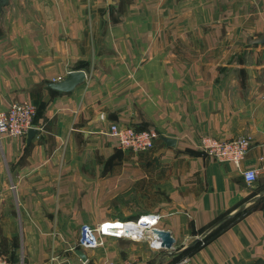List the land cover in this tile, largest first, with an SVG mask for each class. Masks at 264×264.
Listing matches in <instances>:
<instances>
[{
    "label": "crops",
    "instance_id": "1",
    "mask_svg": "<svg viewBox=\"0 0 264 264\" xmlns=\"http://www.w3.org/2000/svg\"><path fill=\"white\" fill-rule=\"evenodd\" d=\"M261 36L264 0H10L0 112L33 102L39 134L0 138L1 253L11 264H264V45H247ZM72 71L87 76L74 92L47 88ZM112 124L160 138L123 151ZM242 136L240 168L200 149ZM124 222L146 239L79 246L84 225ZM154 229L172 233V250L151 248Z\"/></svg>",
    "mask_w": 264,
    "mask_h": 264
},
{
    "label": "built area",
    "instance_id": "2",
    "mask_svg": "<svg viewBox=\"0 0 264 264\" xmlns=\"http://www.w3.org/2000/svg\"><path fill=\"white\" fill-rule=\"evenodd\" d=\"M37 115V108L31 101H22L13 103L7 111L0 112V138H21L25 139L29 131L35 128L34 120ZM110 137L116 138L119 142V147L123 151H130L133 153H144L155 148L156 141L159 140L160 135L154 129H137L131 126H122L112 124L108 130ZM251 137L242 136L232 140H222L214 137H204L200 144L201 151L220 163H231L237 168H240L246 158L248 149L251 144ZM264 172V169H263ZM260 172L258 170H250L244 173V177L248 183H255L258 181ZM141 219L139 222H141ZM158 218L153 220L150 225H155ZM155 223V224H154ZM131 222H124L121 225L129 226ZM113 225L104 223L97 227L84 225L81 228V237L79 246L89 250H95L104 245L103 239L107 236L129 237L134 241L146 239L145 231L131 234L130 228L128 233H114ZM120 225V224H119ZM130 227V226H129ZM122 230V229H121ZM162 243L153 242L151 248L161 249ZM0 264H11L10 260L0 251ZM104 264H137L134 261L126 260L123 262L107 261ZM174 264H190L189 258Z\"/></svg>",
    "mask_w": 264,
    "mask_h": 264
},
{
    "label": "water",
    "instance_id": "3",
    "mask_svg": "<svg viewBox=\"0 0 264 264\" xmlns=\"http://www.w3.org/2000/svg\"><path fill=\"white\" fill-rule=\"evenodd\" d=\"M9 2L10 0H0V11H2V9L6 7L9 4ZM109 3H112V0H109ZM247 45L248 46L264 45V36H261L256 39L248 38ZM86 79L87 76L85 72L72 71L68 74V76L64 80L60 82H52L47 84V88L58 94L72 93L79 85L83 84L86 81ZM101 119L102 116H98L93 121L92 125H96ZM38 134L39 131L37 129L32 128L27 136V144H30L33 138ZM162 140L170 147H174L176 144V140L174 139L162 137ZM117 230L118 229H115L114 232ZM125 234H127V232H125ZM152 234L155 235L156 239L162 243L161 247L163 250H172L176 245V239L169 231L154 229L152 230ZM76 253L83 261L87 260L86 255L82 251L78 250Z\"/></svg>",
    "mask_w": 264,
    "mask_h": 264
},
{
    "label": "bare ground",
    "instance_id": "4",
    "mask_svg": "<svg viewBox=\"0 0 264 264\" xmlns=\"http://www.w3.org/2000/svg\"><path fill=\"white\" fill-rule=\"evenodd\" d=\"M146 222H149V223H153V220L151 221V219H144ZM132 224L131 225H129V226H126V228H125V230L124 229H122V228H115V229H118L117 231H113L114 233H122V232H127L128 233V231H129V229H127V228H130V230L131 231H129V232H131V234H134V233H138V232H140V231H142V230H144V228H142V227H140L139 226V222L138 223H133V222H131ZM121 224H123V223H121ZM155 224V223H154ZM122 229V230H121Z\"/></svg>",
    "mask_w": 264,
    "mask_h": 264
},
{
    "label": "trees",
    "instance_id": "5",
    "mask_svg": "<svg viewBox=\"0 0 264 264\" xmlns=\"http://www.w3.org/2000/svg\"><path fill=\"white\" fill-rule=\"evenodd\" d=\"M37 116V115H36ZM36 119V118H35ZM34 122H35V120H34ZM221 231V230H220ZM211 239V237H208V238H206L205 239V241L207 242V241H209ZM197 246V244L194 246V247H196Z\"/></svg>",
    "mask_w": 264,
    "mask_h": 264
}]
</instances>
